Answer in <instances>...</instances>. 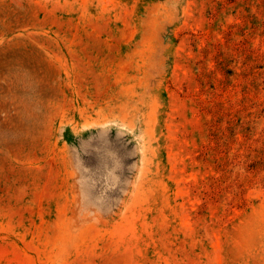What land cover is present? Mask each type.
I'll use <instances>...</instances> for the list:
<instances>
[{"label": "rangeland", "instance_id": "rangeland-1", "mask_svg": "<svg viewBox=\"0 0 264 264\" xmlns=\"http://www.w3.org/2000/svg\"><path fill=\"white\" fill-rule=\"evenodd\" d=\"M0 264H264V0H0Z\"/></svg>", "mask_w": 264, "mask_h": 264}]
</instances>
